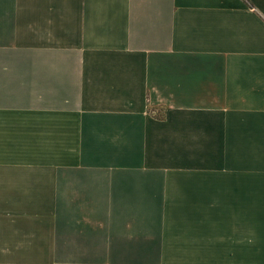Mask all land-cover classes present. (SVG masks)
Instances as JSON below:
<instances>
[{
	"label": "crops",
	"instance_id": "0c3cea01",
	"mask_svg": "<svg viewBox=\"0 0 264 264\" xmlns=\"http://www.w3.org/2000/svg\"><path fill=\"white\" fill-rule=\"evenodd\" d=\"M0 264H264V0H0Z\"/></svg>",
	"mask_w": 264,
	"mask_h": 264
}]
</instances>
